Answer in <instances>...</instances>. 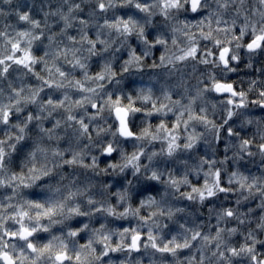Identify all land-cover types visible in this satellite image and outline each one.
I'll list each match as a JSON object with an SVG mask.
<instances>
[{"label":"clouds","instance_id":"obj_1","mask_svg":"<svg viewBox=\"0 0 264 264\" xmlns=\"http://www.w3.org/2000/svg\"><path fill=\"white\" fill-rule=\"evenodd\" d=\"M0 264H264V0H0Z\"/></svg>","mask_w":264,"mask_h":264},{"label":"snow or ice","instance_id":"obj_2","mask_svg":"<svg viewBox=\"0 0 264 264\" xmlns=\"http://www.w3.org/2000/svg\"><path fill=\"white\" fill-rule=\"evenodd\" d=\"M251 46V45H250ZM230 87V86H229Z\"/></svg>","mask_w":264,"mask_h":264}]
</instances>
